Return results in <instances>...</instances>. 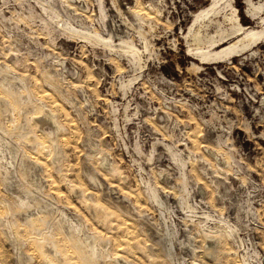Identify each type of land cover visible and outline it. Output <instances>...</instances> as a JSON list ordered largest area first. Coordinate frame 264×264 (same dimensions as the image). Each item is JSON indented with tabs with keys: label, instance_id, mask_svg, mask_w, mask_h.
I'll list each match as a JSON object with an SVG mask.
<instances>
[{
	"label": "rangeland",
	"instance_id": "374dc122",
	"mask_svg": "<svg viewBox=\"0 0 264 264\" xmlns=\"http://www.w3.org/2000/svg\"><path fill=\"white\" fill-rule=\"evenodd\" d=\"M215 2L0 0V264H264V0Z\"/></svg>",
	"mask_w": 264,
	"mask_h": 264
},
{
	"label": "bare ground",
	"instance_id": "6f19581e",
	"mask_svg": "<svg viewBox=\"0 0 264 264\" xmlns=\"http://www.w3.org/2000/svg\"><path fill=\"white\" fill-rule=\"evenodd\" d=\"M215 9H216V2L215 0H211V3L208 4L206 7L200 9L197 14L195 15V18H194V22H201V21H206V20H214L215 19V15L217 13H215ZM215 24V22H214ZM255 33L250 30L246 33V37H250L252 35H254ZM236 48L234 46H231V48H229V51H234L235 52ZM197 53H199L198 55H211L210 53L208 52H201V51H197ZM213 55H215V53H213ZM202 57V56H201ZM204 57V56H203ZM209 58V57H208Z\"/></svg>",
	"mask_w": 264,
	"mask_h": 264
}]
</instances>
